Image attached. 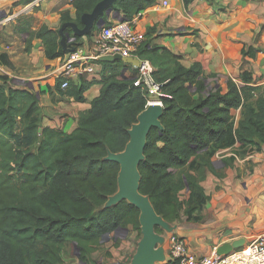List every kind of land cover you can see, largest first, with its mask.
Listing matches in <instances>:
<instances>
[{
	"label": "trees",
	"instance_id": "16d2710c",
	"mask_svg": "<svg viewBox=\"0 0 264 264\" xmlns=\"http://www.w3.org/2000/svg\"><path fill=\"white\" fill-rule=\"evenodd\" d=\"M98 1H73L74 15L61 11V24L73 20L81 26L80 15ZM155 1L116 0L113 18L130 20ZM104 18L105 25L114 20ZM31 21L21 15L16 24L17 32L25 35L27 52L37 38L46 58L65 54L58 29L42 24L33 30ZM64 31L72 33L68 27ZM257 51L248 46L242 54L254 57ZM143 54L139 48L138 55L153 65L154 78L166 82L159 97L164 129L152 127L147 134L138 166L139 191L169 223L181 211L188 220H201L209 195L200 181L205 168L214 171L213 157L230 149L221 160L232 168L237 156L264 148V85L254 86L251 72L244 71L238 79L243 84L228 78L216 87L206 82L198 63L187 67L181 55L165 47ZM0 64L12 65L5 53L0 54ZM102 67L100 93L79 113L71 132L40 130L36 93L0 75V264H60L69 246L77 248L84 261L106 234L128 224L140 229L139 210L128 201L103 207L117 190L119 171V164L105 156L108 150L124 149L128 129L145 109L148 96L134 79L122 75V61H102ZM87 86L70 85L65 92L83 101ZM238 108L236 120L232 110Z\"/></svg>",
	"mask_w": 264,
	"mask_h": 264
},
{
	"label": "crops",
	"instance_id": "0c3cea01",
	"mask_svg": "<svg viewBox=\"0 0 264 264\" xmlns=\"http://www.w3.org/2000/svg\"><path fill=\"white\" fill-rule=\"evenodd\" d=\"M26 1L0 0V17L23 8L25 12L21 15L32 18L33 30L42 24L59 29L61 11L75 13L69 0H44L35 8H24ZM168 1L167 7L154 10L149 6L135 16L134 26L143 35L142 57L154 47H165L181 55V62L187 67L198 63L210 85H224L228 78L238 81L244 71L251 72L254 86L264 85V0H193L188 5L183 0ZM113 16L110 14L109 18L114 19ZM18 20L0 25V54L5 53L12 64H0V75H7L9 84L36 93L41 112L40 130L51 127L71 132L79 113L88 109L100 93L102 60L93 61L94 74L70 77L63 89L57 86L59 57L46 58L37 38L27 52L25 35L16 30ZM98 31L80 38L76 44L90 48ZM248 46L258 49L254 57L243 56L242 49ZM125 68L124 72L121 69L124 77L136 76L135 66L125 64ZM82 82L88 83L83 101L65 92L70 85ZM232 114L238 120L240 109H233ZM230 151L221 150L213 157L214 171L205 168L202 172L200 184L209 200L201 211V220H188L181 211L178 219L171 222L175 225L172 232L182 237L189 251L197 256L208 255L234 240H243L244 246L264 232V148L237 156L232 168L221 160ZM168 234L163 245L165 253ZM127 245L130 246V241ZM60 264L69 262L63 258Z\"/></svg>",
	"mask_w": 264,
	"mask_h": 264
},
{
	"label": "water",
	"instance_id": "95a60500",
	"mask_svg": "<svg viewBox=\"0 0 264 264\" xmlns=\"http://www.w3.org/2000/svg\"><path fill=\"white\" fill-rule=\"evenodd\" d=\"M116 0H99L93 8L80 15L81 26L77 21H66L58 29L60 44L64 52L72 51L77 43V38L89 35L94 28L100 29L105 25L104 16L113 14L112 6ZM71 28L72 33L65 32V28ZM102 61L120 60L125 64L135 67L140 65V60L136 57H123L120 54L103 56ZM124 67L122 71L124 72ZM125 79H134L127 75ZM163 113L162 104L152 103L145 107L137 115V122L128 129L129 140L124 149L119 152L108 150L106 160L115 161L119 164L117 174V190L107 197L104 203L105 208L116 205L122 200L133 204L139 210L138 221L140 224L141 236L137 241L135 252L132 254L127 264H155L165 260V234L171 233L175 225L167 222L156 213L149 197L139 191L140 172L138 166L144 159V148L147 134L152 127L160 131L164 129L160 117ZM159 228L160 231L156 229ZM165 233V234H164ZM243 246V240H234L231 243L222 244L217 247L218 254H228ZM77 254H79L76 248Z\"/></svg>",
	"mask_w": 264,
	"mask_h": 264
},
{
	"label": "built area",
	"instance_id": "2783aa9c",
	"mask_svg": "<svg viewBox=\"0 0 264 264\" xmlns=\"http://www.w3.org/2000/svg\"><path fill=\"white\" fill-rule=\"evenodd\" d=\"M43 1L31 0L24 8H35ZM73 1L75 0H69V2ZM168 4V0H156L151 7L160 10ZM23 12L25 10L22 8L20 11L4 14L0 17V25L15 21ZM135 19L136 17L130 20L117 18L99 29L92 38L90 48L85 49L75 44L74 50L65 52L59 57L57 78L63 79L61 88L68 86L70 77L94 74L93 61L118 53L123 57H136L140 60V65L135 67L137 73L134 83L145 90L148 96L146 106L152 103L162 104L159 97L163 95L162 84L166 81H157L153 76L154 67L151 62L138 55L143 35L134 26ZM167 245L165 260L155 264H264V232L258 234L248 244L226 255L218 254L216 249H213L208 255L197 256L189 251L186 241L173 232L167 236Z\"/></svg>",
	"mask_w": 264,
	"mask_h": 264
},
{
	"label": "rangeland",
	"instance_id": "374dc122",
	"mask_svg": "<svg viewBox=\"0 0 264 264\" xmlns=\"http://www.w3.org/2000/svg\"><path fill=\"white\" fill-rule=\"evenodd\" d=\"M140 236V229L137 230L132 224H128L124 228L106 234L100 245L86 260L79 259V254L73 246L67 248L63 258L69 264H110V262L112 264H127L132 256L134 245ZM129 241L130 246L127 245Z\"/></svg>",
	"mask_w": 264,
	"mask_h": 264
}]
</instances>
